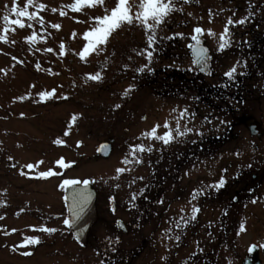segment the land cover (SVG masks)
<instances>
[{"label":"rangeland","instance_id":"374dc122","mask_svg":"<svg viewBox=\"0 0 264 264\" xmlns=\"http://www.w3.org/2000/svg\"><path fill=\"white\" fill-rule=\"evenodd\" d=\"M73 3L34 0L29 11L44 8L38 18L27 20L11 12L13 7L27 8L26 0H0V35L9 29L7 42H0V161L19 153L22 161L42 167L50 168L60 157L75 162L67 176L93 183L103 206L101 218L128 223V234L115 223L107 229L99 219L93 226L108 241L126 242L119 245L127 248L125 264H243L250 245L264 242V186L254 190L264 180V45L257 50L263 57L252 62L245 58L254 34L264 33V0H176L182 11L173 12L158 29L150 64L138 54L152 50L148 34L135 22L117 29L106 45L82 59L93 18L102 17L117 0L82 11H73ZM242 18L243 25L238 23ZM15 19L26 27L13 25ZM229 19L237 23L229 25ZM197 27L204 30L211 50L214 77L198 74L190 58L188 44ZM226 27L230 46L221 51L219 37ZM209 30L216 35H208ZM233 67L236 73L230 79L226 73ZM97 73L101 80L87 78ZM237 82L239 92L229 90V95L240 96V102L207 100V89L220 84L233 89ZM128 89L132 91L125 95ZM185 109L189 115L179 126L191 129L187 135L173 133L167 145L143 135L156 125L157 134L163 135L166 122L175 129ZM252 122L261 127L260 137L250 134ZM111 140V155H97L98 146ZM141 144L152 151L137 152L142 161L137 163L130 149ZM125 159L131 162L125 165ZM118 168L125 172L118 175ZM10 171L8 163L0 162V193L6 191L18 205L29 200L48 209L50 217L52 211L58 213L60 188L14 181ZM161 178L167 179L168 195L155 206ZM221 179L226 181L222 187H212ZM138 193H145L144 209L151 214L141 225L137 219L144 209L132 211ZM110 196L119 205L117 216L110 210ZM170 196L176 203L160 216ZM193 208L200 212L193 213ZM94 242L90 239L89 247L81 249L68 231L56 252L39 250L31 259L0 253V264H110L96 254Z\"/></svg>","mask_w":264,"mask_h":264},{"label":"flooded vegetation","instance_id":"af4514ba","mask_svg":"<svg viewBox=\"0 0 264 264\" xmlns=\"http://www.w3.org/2000/svg\"><path fill=\"white\" fill-rule=\"evenodd\" d=\"M255 39V36H253V40ZM236 85V84H234ZM233 85V86H234ZM225 89V88H224ZM233 92H239L240 87L235 86L233 89ZM234 97L235 94L231 95V97ZM235 99V98H234ZM230 100L229 98H226L224 102ZM249 130L253 132V122L248 127ZM250 131V134H251ZM252 135V134H251ZM255 149H259L258 146L255 147ZM61 158H58L53 166L49 167H42L39 165L38 162L33 161H27L24 162L20 159L19 153L15 156L5 158L4 161H0L1 163H8L10 165V172H12V178L14 181L20 180L22 182H28V183H41V184H54V188H60L61 192L60 197L58 198V201L62 202L61 207L58 208V213H54L52 217H50L48 213V209L40 208L38 205L32 206L31 201H26L24 203V206L21 204L18 205L17 199L11 197L10 195H5L6 191L0 193V217H3V219H0V253H5L8 256H21L24 259H31L35 256L39 255V250L45 249H53L52 251L56 252V250H59V244H63L65 242V237L67 236L68 230L65 226V220H66V210H65V204L63 202V196L61 199V193L64 192V181L65 180H86L84 178L80 177H73L69 178L67 176V169L75 168L76 163L72 162L69 164L65 163L67 165L66 167H61L58 165V161H60ZM40 159V157H38ZM42 160L45 159V156L41 157ZM8 160V161H7ZM28 165H32V168L27 167ZM56 166V167H55ZM39 169V170H38ZM49 170H52L53 172H56L57 175H53L48 177L47 179L37 178L40 176L43 172H48ZM23 173V174H22ZM257 180V177H254V180ZM167 180L166 178L160 179L158 182V188L157 193L154 195L153 204L161 205L164 204L166 201V197L168 195V191L164 187V182ZM253 180V175H252ZM12 183V182H11ZM13 185V184H12ZM16 186V185H15ZM264 186V180L262 179L260 184L255 186L256 191H259ZM93 187V186H92ZM94 188V187H93ZM95 189V188H94ZM96 190V189H95ZM97 192V208L99 212V223L105 222L109 227H106L107 229L113 227V223H115L117 229L121 231L122 233L128 234V223H126L123 219L118 218L115 222L107 219H102L101 214V207L103 208L102 204L98 205L99 203V193ZM1 194H4L3 197H1ZM8 197V199H7ZM158 197V200L156 199ZM176 197L170 196L169 204L167 205L166 209L164 211L160 212V216L164 213H168L171 209V206L176 203ZM236 200V201H235ZM238 198L236 197L233 201V203L238 202ZM101 202V201H100ZM110 202V210L112 211L114 216H117L119 214V205L114 197L109 198ZM132 211H135V209H144V204L146 202V195L145 193H138L137 197L133 200ZM129 208H126L128 210ZM200 210L196 213H199ZM153 213V212H152ZM151 214H148L147 211L140 212L138 215L139 223L138 225L144 224L142 222L145 217H149ZM106 220V221H105ZM134 222V221H133ZM97 224V225H98ZM132 227H134V224L129 223ZM159 227L163 224V221H159ZM40 227H47V228H54L57 231L49 234L45 232L40 231H33L34 228L38 229ZM171 231H172V223H170ZM124 228L126 231L122 230ZM15 230V231H13ZM110 231V230H109ZM173 232L176 233V228L173 226ZM101 232H97L94 229L89 234V242L88 246L90 245V239H95V251L96 254L100 257L102 256L103 262H108L110 264H125L127 261L126 257L124 255L126 252H124L125 249H127L125 246L119 247V245L126 244V242L123 243L122 239H118L117 242H111L106 239V237L103 236ZM38 237L40 239V243L38 245H31L27 243L26 238H34ZM64 239V240H63ZM59 241H62V243H59ZM20 245H27L26 247H21ZM81 249L82 248L79 244H77ZM261 245H264V242L262 243H253V256H250L252 264H264V247H261ZM119 247V248H118ZM30 252L31 255H23L24 252ZM106 256V257H105ZM114 256V257H109ZM63 259V258H62ZM125 260V261H124ZM245 264V263H243Z\"/></svg>","mask_w":264,"mask_h":264},{"label":"snow or ice","instance_id":"6c2138e0","mask_svg":"<svg viewBox=\"0 0 264 264\" xmlns=\"http://www.w3.org/2000/svg\"><path fill=\"white\" fill-rule=\"evenodd\" d=\"M105 0H74V3L70 6L73 11H82L85 7H96L97 5L103 6ZM184 3H187L188 0H183ZM176 0H117L116 6L112 8L111 10L105 8L104 12L105 14L102 17H94V27L88 31L84 39L88 40V45L83 49V51L80 53L81 58L83 59L86 55L90 54V50L94 51L98 46L100 45H106L108 42V38L112 35L113 32H115L117 29H120L123 25H132L134 22L137 24V26L143 27L144 31L148 34L146 36L147 45L149 49L152 50H146L142 51L138 54L144 55L145 58L148 60L149 64L152 61L153 57V51H154V45L156 42V33L160 26L165 23V20L167 17H169L173 12L176 11H182V9H178L175 7ZM27 8L18 10L17 8L13 7L11 9V12L15 14L16 17L19 18H25L27 20H32L38 18V12L39 10H43L44 5H39V10L37 12H31L28 10V8H31L34 6V0H26ZM135 9V11H133ZM55 11V9L53 10ZM61 15H65V13L61 12ZM5 22H9V17H4ZM13 25H17L19 28L26 27L25 23L22 22L21 19H15L10 21ZM42 22V18H41ZM234 23H237L236 21H233L229 19L228 24L232 25ZM239 24L243 25L246 23L245 19H240L238 21ZM55 27L59 28V25H55ZM9 29L5 27L3 29L4 35H0V42H7V33ZM196 35L192 37L193 40L196 41V44L200 43L199 35L203 32V29L197 27L195 30ZM208 35L215 36L216 34L212 32L211 30L208 31ZM35 39V37H33ZM220 44L219 49L221 51L224 50L225 47L230 46V41L228 39V28L226 27L224 32L220 34ZM63 47V45H61ZM51 51V49H48ZM207 50L200 48L198 50V56L197 60L199 61L200 56H204L206 58ZM15 59V58H14ZM151 70V69H149ZM138 71L143 72L144 69H138ZM236 73V67H233L230 69L226 76L230 79L234 76ZM89 80H95L99 81L102 79L99 73L95 75H90L87 77ZM129 91H132V89H128L125 92V95ZM54 94V92L52 93ZM44 95V94H42ZM119 107V106H118ZM188 110L185 109L183 112L179 113V117L177 118L176 124L177 126L175 129L171 127L169 123H165L163 127L166 129L165 133L163 135H158V130L160 128V125H156L153 130L149 133L146 132L143 135L147 138H151L154 140L162 141L165 145L172 142L174 139L173 133H175L178 136H185L187 135L191 129L185 128L183 131L181 130L179 124L180 120L183 119L185 116H188ZM55 143L60 144L61 141L57 140ZM145 151L151 152V148L145 149L144 145H137L130 149V155H132L133 159L136 160L137 163H142L141 160H139L136 157V153L140 152L143 153ZM131 161L128 159H125L122 161L123 164H128ZM59 166L66 167L63 159L57 162ZM27 167L32 168V165H28ZM117 174H122L125 172V168H118ZM23 174V173H22ZM57 175L56 172L48 171L43 172L40 174L37 178L47 179L50 176ZM118 178V176L116 177ZM80 181L75 180H65V185H76L79 184ZM84 186L87 188L89 181H84ZM226 181L221 179L219 181L218 185H212V187H222ZM197 194L194 193L193 196L195 198ZM133 199H135V196H133ZM74 205H73V213L76 218H79L82 214L85 205L88 203V196L81 192L78 193L76 196L73 197ZM255 203V201H253ZM193 213H196L199 211L197 208L192 209ZM0 219H3V217H0ZM192 219H195V215H193ZM69 227H72V224L70 221L65 220L64 222ZM15 231V230H13ZM33 231H40L45 233H53L57 231L54 228H47V227H40L38 229L34 228ZM27 243L31 245H38L40 243V239L38 237L34 238H26ZM21 247H26L27 245H20ZM261 247H264V245H261ZM23 255H31L30 252H24Z\"/></svg>","mask_w":264,"mask_h":264},{"label":"water","instance_id":"95a60500","mask_svg":"<svg viewBox=\"0 0 264 264\" xmlns=\"http://www.w3.org/2000/svg\"><path fill=\"white\" fill-rule=\"evenodd\" d=\"M199 40H200L199 44H196V41H194L189 45V51L191 58L193 60V64L201 75L207 77H214V71L212 68V62H213L212 54L209 48L206 46V39L204 32H202L199 35ZM200 48L206 49L207 54H206V58L204 56H200L198 61L197 56H198V50ZM252 134H255L254 129ZM111 152H112L111 143L102 144L98 150V153L105 158L109 157ZM81 192L85 193L88 196V203L85 205L84 210L80 215V217L76 218L73 213V205H74L73 197ZM64 202L67 209V215H68L67 220L70 221V223L72 224V227H69L68 225L67 226L73 233L75 240L81 246L86 247L89 233L99 219L97 205H96L97 193L95 190H93L91 182L89 181L87 188H85L84 183L81 181L79 184L76 185H66ZM245 264H251V261L248 259L245 261Z\"/></svg>","mask_w":264,"mask_h":264},{"label":"trees","instance_id":"16d2710c","mask_svg":"<svg viewBox=\"0 0 264 264\" xmlns=\"http://www.w3.org/2000/svg\"><path fill=\"white\" fill-rule=\"evenodd\" d=\"M255 36V39L253 40L252 43H250V45L248 46V50H247V56L245 57L247 60L250 59L251 62L252 61H256L258 57H263L261 56L258 51L257 53V50L259 49L260 46H263L264 45V33H262L261 35H258V34H254ZM258 54V55H257ZM177 76V74H176ZM177 77H180L182 78V75L181 76H177ZM179 79V78H178ZM238 83V82H237ZM237 85V84H236ZM228 90H231L232 89H227L225 90L224 89V85L223 84H220L216 87H213V88H209L207 89L205 92L207 94L206 98L208 101H211V100H217L218 101H222L224 102V100L226 98H229V95H228ZM233 97V96H232ZM236 100H238L239 102L242 100V98L239 96L237 97L236 95L234 96ZM219 140V139H218Z\"/></svg>","mask_w":264,"mask_h":264}]
</instances>
